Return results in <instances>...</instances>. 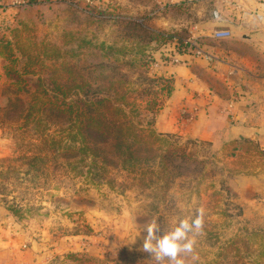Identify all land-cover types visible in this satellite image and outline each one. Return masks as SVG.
<instances>
[{"label":"rangeland","instance_id":"1","mask_svg":"<svg viewBox=\"0 0 264 264\" xmlns=\"http://www.w3.org/2000/svg\"><path fill=\"white\" fill-rule=\"evenodd\" d=\"M144 2L148 12L138 8ZM157 8L153 0H45L10 13L11 24L24 21L17 26L20 45L40 58L26 68L23 58L0 60V208L20 236L47 248L42 251L56 248L63 262L148 264L141 249L144 225L156 217L163 233L203 207L197 259L187 256V264H264V218L247 209L245 190L240 195L232 184L234 177L262 168L264 155L252 146L235 154L231 146L154 128L156 110L172 86L157 64L174 48L163 49L152 32L167 31L162 23L172 20L190 23L172 31L182 38L199 33L198 3ZM7 14H0V29L11 27ZM144 16L141 25L130 24ZM67 71L73 73L58 74ZM50 74L65 85L81 77L106 87L114 82L136 106L134 119L144 134L153 129L161 135L135 146L136 170L103 144L104 152L80 151L71 116L57 108L62 96L51 90ZM71 100L76 97L67 95Z\"/></svg>","mask_w":264,"mask_h":264},{"label":"crops","instance_id":"2","mask_svg":"<svg viewBox=\"0 0 264 264\" xmlns=\"http://www.w3.org/2000/svg\"><path fill=\"white\" fill-rule=\"evenodd\" d=\"M153 1L158 6L159 0ZM195 3L199 6V33L193 38H199L210 60L205 56L181 55L180 63L164 58L157 64L158 74L170 78L172 86L156 110L154 128L207 141L217 148L230 141L238 145L249 142L264 155V20L244 14V10L264 9V0ZM138 5L140 10H151L145 2ZM172 6L175 5L164 10ZM216 9L224 19L221 23L213 17ZM19 10H10L3 17L7 24L13 21L10 13ZM147 12L144 15L149 16L151 12ZM162 24L168 26L167 31H178V26L187 28L190 23L178 25L167 20ZM218 27L230 30L231 36L213 37L212 32ZM232 184L240 195L245 190L247 209L260 211L264 218V165L251 174L234 177ZM43 249L47 248L36 247L32 240L20 236L12 216L0 208V264H71L58 257L56 248L49 253Z\"/></svg>","mask_w":264,"mask_h":264},{"label":"trees","instance_id":"3","mask_svg":"<svg viewBox=\"0 0 264 264\" xmlns=\"http://www.w3.org/2000/svg\"><path fill=\"white\" fill-rule=\"evenodd\" d=\"M37 4L40 3L33 0V4L27 7H33ZM21 24H24V21L18 19L15 24L10 25L11 27L0 30V59L12 64L18 58H23L26 60L24 63V68H26L33 62V59L38 60L40 57H38V54L29 53L20 45V41L16 38V33H18L17 26ZM130 24L136 26L141 25L137 21H130ZM152 35V41L161 45L177 37L179 38L180 47L184 48L183 51H179L180 54H191L193 52L194 47L189 44H184L182 42L183 38L176 32L154 31ZM102 48L113 51L112 46L106 47L105 44H102ZM107 55H109L108 52ZM7 64L5 63L6 68L8 67ZM63 64L67 65L68 63L63 61ZM65 73L72 74L73 72L67 71L63 74H58L62 76ZM58 74L56 76L53 74L47 75V79L52 88H54L51 90H54L57 95L62 96L57 108L61 112L71 116L70 121L76 130L75 135L80 143V151L92 155L98 152H104V147L101 146L103 144V146L111 147L110 151L114 158L127 163L129 165L127 167L128 169L136 170L139 158L134 154L135 146L142 143L150 145L153 143L152 137L153 139H160L161 135L153 129L147 134H144L146 131L141 126L139 120L134 119L137 116L138 109L133 103L127 101L123 94L117 91L116 87H114V82H111L106 87L94 85L87 79L81 77L77 83L73 81L74 83L65 85L61 83ZM168 90L170 91L171 89L168 88ZM42 92L47 94V91L44 89ZM67 95L75 96L76 100H71V102L66 101ZM152 125L153 121L150 122V126ZM99 140H101V143ZM227 146H231L232 153L235 154H238L242 148L251 146L258 153L263 154V152L259 151L258 147L249 142H243L238 145L237 142L230 141L223 147ZM93 163L96 164L95 161Z\"/></svg>","mask_w":264,"mask_h":264},{"label":"clouds","instance_id":"4","mask_svg":"<svg viewBox=\"0 0 264 264\" xmlns=\"http://www.w3.org/2000/svg\"><path fill=\"white\" fill-rule=\"evenodd\" d=\"M205 209L200 207L193 215L179 218L175 226L163 230L158 218L153 217L143 227L141 249L149 254L148 264H187L185 257L194 255L197 237L203 234Z\"/></svg>","mask_w":264,"mask_h":264},{"label":"built area","instance_id":"5","mask_svg":"<svg viewBox=\"0 0 264 264\" xmlns=\"http://www.w3.org/2000/svg\"><path fill=\"white\" fill-rule=\"evenodd\" d=\"M38 3L43 2L45 0H36ZM88 4H93L95 2H93L92 0H86ZM201 0H159L158 1V8L157 10H164L166 7H169L171 5H189V4H193L195 2H198ZM33 4V0H0V14H5L8 13L10 10H16V9H21L24 8L26 6L32 5ZM264 5V3H263ZM250 13L251 16L255 17V18H259L264 20V9H260V8H255V9H248L247 11L244 10V14ZM152 15V14H151ZM213 17L215 19V21L221 23L224 21L220 11L218 9H216L213 12ZM139 23L143 22V19L138 20ZM212 36L217 38V39H223V38H228L231 36V31L230 30H225L224 28L218 27L215 30H213L212 32ZM179 38H173L170 41H167L166 43H164L162 45L163 48L167 47V46H172L173 52L177 53V56H175L174 54H168L167 55V59H169L171 62L173 63H180L181 59L179 58V56L181 55H192V56H205V51L199 41V44H197V39L196 38H188L185 39L183 38L182 42L184 44H189L190 46L194 47L193 52H191V54L188 53H183L180 54L179 51H183V47H180V43H179ZM207 59L210 60V56L206 55L205 56Z\"/></svg>","mask_w":264,"mask_h":264}]
</instances>
